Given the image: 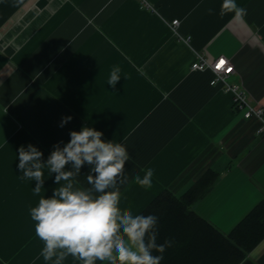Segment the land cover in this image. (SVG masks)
Instances as JSON below:
<instances>
[{
    "label": "crops",
    "instance_id": "crops-1",
    "mask_svg": "<svg viewBox=\"0 0 264 264\" xmlns=\"http://www.w3.org/2000/svg\"><path fill=\"white\" fill-rule=\"evenodd\" d=\"M222 2L0 0V264H52L40 256L30 209L53 194L55 174L44 169L36 196L35 181L20 179L18 149L31 143L46 162L53 145L63 147L82 126L128 150L120 206L134 215L162 190L181 196L208 170L219 176L192 210L222 235L264 198L258 123L211 85V71L191 68L197 54L227 58L234 66L229 82L264 108V0H235L246 9L239 20L220 15ZM173 20L189 44L172 30ZM115 66L121 78L113 88ZM65 116L72 120L60 127ZM148 168L152 186L141 187L134 177ZM88 172L85 165L77 178L85 187ZM189 245L197 249L187 258L174 253L177 264L217 263L216 240ZM247 260L264 264V238ZM63 264L80 262L68 257Z\"/></svg>",
    "mask_w": 264,
    "mask_h": 264
},
{
    "label": "clouds",
    "instance_id": "clouds-1",
    "mask_svg": "<svg viewBox=\"0 0 264 264\" xmlns=\"http://www.w3.org/2000/svg\"><path fill=\"white\" fill-rule=\"evenodd\" d=\"M208 12L212 14L213 9ZM227 13H234L239 20L246 15V9L235 0H223L220 15ZM120 73L119 66L110 73L108 84L113 88ZM71 120V116L62 117L59 126ZM69 135L63 147V141L53 145L46 162L43 152L31 143L18 149L20 179L35 181L36 196L44 188L45 168L50 175L55 174L58 185L50 197L40 196L37 206L30 209L35 234L43 243L40 256L52 264H63L68 257L80 264H161L163 253L173 241L157 243L158 217L134 215L120 206V186L128 183L125 163L131 159L126 147L105 142L101 131L87 126ZM85 165L89 166L87 187L77 179ZM153 175L148 168L143 177L136 175L134 180L150 188Z\"/></svg>",
    "mask_w": 264,
    "mask_h": 264
},
{
    "label": "trees",
    "instance_id": "trees-1",
    "mask_svg": "<svg viewBox=\"0 0 264 264\" xmlns=\"http://www.w3.org/2000/svg\"><path fill=\"white\" fill-rule=\"evenodd\" d=\"M219 174L208 170L198 178L181 196L172 191L162 190L140 215H155L157 223V243L170 239L173 243L188 245L173 246L163 253L161 264H177L174 253L187 256L197 249L190 243L198 241H217V263L212 264H254L247 260L252 249L264 238V198H262L232 229L224 236L199 217L192 206L203 198L216 182ZM216 246V245H215ZM158 255L159 253H153ZM215 251H213V259ZM187 261V259H185ZM184 261L185 263H187ZM205 264H211L210 258Z\"/></svg>",
    "mask_w": 264,
    "mask_h": 264
},
{
    "label": "built area",
    "instance_id": "built-area-1",
    "mask_svg": "<svg viewBox=\"0 0 264 264\" xmlns=\"http://www.w3.org/2000/svg\"><path fill=\"white\" fill-rule=\"evenodd\" d=\"M137 1L141 6H146L148 4V0ZM171 25L175 34H177L183 42L189 44L191 39L189 37H183L178 33L179 21L173 20ZM221 61H223V64H221ZM191 68L193 71H211L213 74L211 85H220L224 92L231 95L234 109L242 112L245 120H255L258 123L256 135L264 139V108L253 104L242 86L229 82L228 78L234 73V66L227 58L221 57L210 60L203 54H197L196 60Z\"/></svg>",
    "mask_w": 264,
    "mask_h": 264
},
{
    "label": "snow or ice",
    "instance_id": "snow-or-ice-1",
    "mask_svg": "<svg viewBox=\"0 0 264 264\" xmlns=\"http://www.w3.org/2000/svg\"><path fill=\"white\" fill-rule=\"evenodd\" d=\"M221 64H223V61H221ZM229 70H231V69H229Z\"/></svg>",
    "mask_w": 264,
    "mask_h": 264
}]
</instances>
